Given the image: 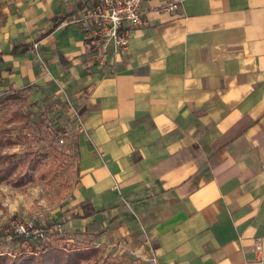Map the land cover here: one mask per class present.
I'll return each mask as SVG.
<instances>
[{"label":"crops","instance_id":"obj_1","mask_svg":"<svg viewBox=\"0 0 264 264\" xmlns=\"http://www.w3.org/2000/svg\"><path fill=\"white\" fill-rule=\"evenodd\" d=\"M80 6L0 0V80L64 91L77 112L64 242L132 263L264 264V0H142L143 26L104 64L66 23Z\"/></svg>","mask_w":264,"mask_h":264},{"label":"rangeland","instance_id":"obj_2","mask_svg":"<svg viewBox=\"0 0 264 264\" xmlns=\"http://www.w3.org/2000/svg\"><path fill=\"white\" fill-rule=\"evenodd\" d=\"M32 87V86H31ZM27 88L24 93L27 99L24 105L21 100L13 102L9 107L1 111V120L10 115L12 109L21 108L28 117L32 119L48 120L50 124V134L47 140L57 138V144L63 147L69 145V141L63 139L62 130L70 118L75 117V107L69 96L63 92L62 97H58L56 91L49 93L34 94L35 88ZM10 85L4 84V79L0 80V95L11 92ZM33 134L34 129L26 130ZM55 134L57 136H55ZM35 146H45L46 142L38 137ZM26 144L6 146L3 150L9 152H18L21 154ZM71 159L67 166L59 172L56 180L49 182L48 178H41L39 173L48 168L52 161V154L45 160L44 166L39 169L34 180L28 182L22 187H14L8 183H0V244L5 252L16 253L21 245L20 238L15 234V224L23 221H34L38 226L47 228L54 226L61 232V237L67 234L68 207L73 187L75 186L77 176L75 162L77 161L75 143H71ZM59 237V236H58ZM57 240V239H55ZM80 242H78L79 245ZM68 244V243H67ZM26 245L24 244L23 247ZM73 246V245H72ZM106 258V264H143L132 263L116 253L102 255Z\"/></svg>","mask_w":264,"mask_h":264},{"label":"trees","instance_id":"obj_3","mask_svg":"<svg viewBox=\"0 0 264 264\" xmlns=\"http://www.w3.org/2000/svg\"><path fill=\"white\" fill-rule=\"evenodd\" d=\"M12 50V52H16ZM24 90H14L0 95L1 111L9 107L13 102L26 100ZM22 101L21 105H24ZM34 129L33 134L26 130ZM48 120L32 119L21 108L12 109L10 115L2 120L0 117V183H8L14 187H22L34 180L35 173L44 166L45 160L52 154V161L47 169L42 170L41 178H48L49 182L57 179L59 172L67 166L71 159V146L63 147L57 144V138L47 140L50 134ZM63 139L68 140L65 130H62ZM55 136H57L55 134ZM46 142L45 146H35L36 138ZM26 144V149L18 152L4 151L6 146ZM87 213L84 212V216ZM54 228L48 226L47 229ZM61 232L53 230L42 238L20 237L21 245L16 253L5 252L0 244V264H106L105 253L100 248H78L73 244L64 242ZM59 236V237H58ZM57 239V240H55ZM68 243V244H67ZM26 245L23 247V245ZM73 245V246H72Z\"/></svg>","mask_w":264,"mask_h":264},{"label":"built area","instance_id":"obj_4","mask_svg":"<svg viewBox=\"0 0 264 264\" xmlns=\"http://www.w3.org/2000/svg\"><path fill=\"white\" fill-rule=\"evenodd\" d=\"M79 2L80 9L66 23L81 26L93 47V59L100 64L106 63L112 50L119 52L127 49L131 31L144 24V15L140 8L142 0H79ZM178 8L177 2H170L162 7L167 11H175ZM36 47L37 44H34V48ZM14 229L17 236L42 239L53 230H58L55 227L49 229L40 227L30 220L16 223ZM152 261L156 264V258Z\"/></svg>","mask_w":264,"mask_h":264}]
</instances>
